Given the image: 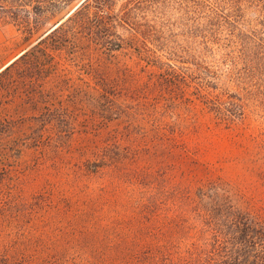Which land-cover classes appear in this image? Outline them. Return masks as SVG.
<instances>
[{"label":"rangeland","instance_id":"obj_1","mask_svg":"<svg viewBox=\"0 0 264 264\" xmlns=\"http://www.w3.org/2000/svg\"><path fill=\"white\" fill-rule=\"evenodd\" d=\"M20 38L0 20V69ZM72 63L45 79L41 107L14 101L1 110L0 258L135 264L163 244L186 252L196 233L182 199L207 182L264 218L257 124L221 128L156 75L146 78L157 88H133L131 78L105 72V52Z\"/></svg>","mask_w":264,"mask_h":264},{"label":"trees","instance_id":"obj_2","mask_svg":"<svg viewBox=\"0 0 264 264\" xmlns=\"http://www.w3.org/2000/svg\"><path fill=\"white\" fill-rule=\"evenodd\" d=\"M0 20L21 34L15 57L0 69V113L14 101L41 107L47 77L105 52L109 76L131 78L140 89L157 88L160 79L221 128L254 122L264 146V0H0ZM220 185L189 188L182 199L196 233L186 252H164L163 244L135 264H264L263 216L236 205ZM4 259L0 264H78Z\"/></svg>","mask_w":264,"mask_h":264}]
</instances>
